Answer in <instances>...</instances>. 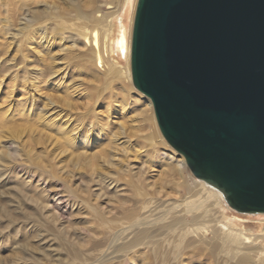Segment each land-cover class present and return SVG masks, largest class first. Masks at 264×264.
Instances as JSON below:
<instances>
[{
	"label": "rangeland",
	"instance_id": "obj_1",
	"mask_svg": "<svg viewBox=\"0 0 264 264\" xmlns=\"http://www.w3.org/2000/svg\"><path fill=\"white\" fill-rule=\"evenodd\" d=\"M112 1L115 0H78L88 11L94 10L92 16L99 19L101 18L99 16L111 11L109 6H114ZM55 7L66 9L67 6L61 0H10V3L2 6L0 0V73L1 70H6V68L8 70L5 72L12 71L5 65L6 61L12 64L21 58L19 54H15L12 59L13 50L12 46H9L10 34L15 29L22 28L24 24L32 26L33 15H43ZM13 12L14 14H12ZM5 19L8 22H5ZM115 35L116 30L114 29L110 34V38H114ZM25 46L27 47L23 48L21 52H28L30 48H36L35 45H31L30 48L28 45ZM108 57L110 63H114L121 71L120 79L111 81L107 78V69L103 65L97 69L100 75L99 79H94L92 70L96 68L93 66L92 60L81 59L74 61L72 64L67 61L69 70L64 81L68 85L81 90L93 88L95 95H98L96 99L103 102L105 100L116 103L114 101L124 97V89L131 92L129 93L131 98L128 103H131L133 99L134 101L136 100V106L130 104L127 107L129 112L127 119L115 120V125H113L115 126L114 131L120 134L121 142H125L130 150L126 170L119 173V175L116 173L111 176L116 181V185L120 189L122 188L121 193L114 192L117 187L115 184L112 185L114 188L111 187L114 191L108 187L112 180L102 181L100 180L101 178L98 179V173L102 170L91 173L88 171L89 169L82 165L75 166L73 157L71 158L73 162L63 161L66 156L61 152L62 150H59V142L54 146L55 149L57 148L56 155L49 154L50 152L46 149L49 150L52 147L49 144L50 142L45 145L46 135L41 127L38 128L41 131L40 133L35 131V129L31 130L34 135H30L28 130L18 134L12 131L13 126L11 123H6V125L0 123V150L5 152V154L1 155V158L9 157L6 171L0 176V264H216L219 252L212 253L208 248L206 250L201 249L199 245L198 247L196 244L199 240L198 237L176 238L181 244V246L179 245L180 249L177 246V241L173 246L169 247L168 241L174 238L171 235L166 236L167 233L163 229L156 228L152 233L156 240L162 242L167 237V240L163 242L165 247L162 250L156 253L153 247H147L124 252L121 241L118 239L120 234L124 232L125 227L114 231L107 228H97L98 220L88 214L90 208H95L108 218L118 219L122 217V212L127 210V207L137 213H144L147 209L144 210L139 206L142 205L144 199H149L156 203L171 202L176 203V205L183 204L182 209H186L189 215L205 208L202 200L198 202L197 196L195 197L192 194V189L202 183L207 189H212L215 193L214 200L212 199L213 201L217 200L214 213L220 222L232 220L234 222L231 225L233 226L232 228L245 230L248 235H256L262 232L264 214L250 215L231 211L220 193L218 194L205 182L197 180L187 166L185 168L179 167L185 159L171 148L163 138L157 121L155 120L157 134H155L154 126L150 127L144 122L142 115L146 114L145 112L148 113V111L150 113V108L147 107L146 99H144L146 97L142 95L143 98H139L142 97L138 96L141 93L134 90L133 85L126 81L125 63L118 60L116 55L109 54ZM114 59L118 60V62L113 61ZM45 64L47 67L49 62L46 60ZM30 66L28 67L32 75L36 74L38 78L46 75L42 79L47 80L40 83L41 87L39 89L35 88L38 87L35 80L30 82H34L31 85L34 86L32 87L34 89H30L36 90L33 92L35 98L33 101L31 100L30 105L33 104L32 106L37 112L44 113L47 109L45 106L47 103L46 98H50L54 102L57 101V108L65 107L62 113L65 115L68 113L69 115H67L71 117V120L75 121V124L78 120L83 121L85 119L82 111L85 104L84 101L79 104L78 110L74 108L68 109L67 102L62 99L61 94L48 86V82L54 76L50 75L48 79L46 78L48 72L44 67L36 64H31ZM2 67L3 69H1ZM8 74L10 72L7 73L3 80L0 77V81L3 83L0 86V93L1 91H8L7 88H11L13 85L19 84V82L9 83L10 78L8 77L13 75ZM7 78L8 81H6ZM119 83L124 85L121 86ZM20 89L19 91L17 90L16 97L20 103H24L26 102V97H29L30 94L20 97L18 94L23 91L22 88ZM14 90H16V87ZM25 91L23 92L25 93ZM28 91L29 88H27V93ZM55 96L60 98L58 97L57 99ZM74 103H76L75 100ZM78 103L80 102L77 101ZM97 110L101 111L100 108ZM142 111H144L143 114H141ZM101 112L103 114V111ZM68 116L64 117L68 118ZM121 123H123V129L118 128ZM14 126L17 125L15 124ZM16 129L23 130V128H14V130ZM152 135L153 143H150L148 139ZM14 137L19 138L21 141L28 140L29 142L27 143L33 149L31 153L33 162L45 171L47 169L46 176L40 181L29 177L30 175L24 173L22 168L18 166L20 163L25 165L26 163L22 161L20 147L13 145L10 140ZM39 140L43 142V145H38ZM158 142L162 145L159 146V153L154 154L152 144H157ZM43 152L44 154L40 155ZM164 154H167L169 159ZM44 156L47 157L44 159ZM57 161L58 163H56ZM150 162L154 163L150 165ZM26 166H28L27 168L36 169L31 163ZM113 170L120 171L115 168L111 171ZM130 180L137 185L140 181L142 182L145 197L138 196L134 192V188L127 184ZM186 185L192 189L184 188ZM83 201L89 204V208H85L82 204ZM200 203L201 205L197 206ZM180 209L176 208L168 215H178ZM188 218L189 216H187ZM206 232L204 239L210 242L213 239L212 230L208 229ZM175 250L176 252L174 253ZM162 251L167 255L168 261L166 260V262H162L159 259L160 255L163 254L161 253Z\"/></svg>",
	"mask_w": 264,
	"mask_h": 264
},
{
	"label": "bare ground",
	"instance_id": "obj_2",
	"mask_svg": "<svg viewBox=\"0 0 264 264\" xmlns=\"http://www.w3.org/2000/svg\"><path fill=\"white\" fill-rule=\"evenodd\" d=\"M61 1L67 6L66 9L55 7L54 9H51L50 12L43 15H33L32 26L24 24L20 29L14 28V32L10 34L11 40L9 41V46H12L13 50L12 59L15 54H19L21 58L12 64L9 61L5 62V65L12 70L9 71L10 74L8 75H13L12 77H8L10 78L9 81L8 78L6 81L9 83L19 82V84L11 85V88H7L8 91H1L0 93V123L4 125H6V123H11L13 126L12 131L18 134L28 130L31 135L34 133L31 131L32 129H35V131L40 133L41 131H39L38 128L41 127L43 133L46 135V140L44 141L45 145L47 142H50L49 144L52 147V149H46L50 152H48L49 154L54 155L57 152V148L55 149L54 146L59 142V150H62L61 152L66 156L63 158V161L73 162L71 160L73 157L75 166L82 165L83 167H86V169H89L88 171L91 173L102 170L98 173V179L101 178L100 180L102 181L112 180L108 185L112 190V188H114L112 185H116L117 183H115L116 181L111 176L116 173L119 175V173L126 170L128 153L130 152L126 143L121 142L120 134L114 131V121L118 119H127V115L129 114L127 107L130 104L136 106V100L134 101L133 99L131 103H128L131 98L129 97V93L131 92L124 89V97L114 101L116 103L107 102L105 100L103 102L96 99L98 95H95L93 88L90 90L78 89L77 87L68 85L64 81V78L69 70V64H67V61L72 64L74 61H79L81 59H91L93 66L96 68L92 70V77L94 79H99L100 75L98 74L97 69L102 65L107 69V78L111 81L120 79L121 71H119L114 63H110L108 57L110 54L116 55L118 60L125 63L126 81L133 85L131 74V48L133 25L138 0L112 1L114 6H109V10L111 11L99 16L101 17L100 19L92 16L94 10L88 11V9H85L78 0ZM8 3H10V0H1L2 6L7 5ZM12 14H14V12ZM7 17L9 18V16ZM5 20V22H8L7 19ZM114 29L116 30V35L114 38H110V34ZM25 45H28L29 48L31 45H35L36 48H30V51L28 50V52H21L23 48L27 47ZM106 54H108L107 57ZM46 60L49 62L47 67L45 64ZM118 60L114 59L113 61L118 62ZM31 64L44 67L48 72L46 78L49 79L50 75L54 76V78L48 82V86L52 90L61 94L62 99L67 102L66 105L68 109H77L79 104L84 101L85 104L84 108L82 107V111L85 119H83V121L78 120L77 122L79 123L76 122L75 124V121L71 120V117L68 116L69 114L67 112L69 111L66 112L68 115L63 114L62 112L65 110V107H60V109L57 108V101H55V103L54 100L50 98H46L47 103L44 102L46 103L45 106L47 108L44 113L37 112L35 108H33V104L30 105L31 100L33 101L35 98L33 92L36 91H33L32 89L34 88L32 87L34 86H31L34 82H30L35 80L37 82L35 83L38 86L35 88L39 89V87H41L40 83H43L46 80L42 79V77L46 75H41V78H38L36 74L32 75L28 67ZM1 69H3V67ZM6 70L8 69L6 68ZM6 70H1V80H3L7 73H9L5 72ZM2 85L3 83L0 81V86ZM119 85L123 86L124 84L119 83ZM15 87L16 90H14ZM20 88H22L23 91H26L25 93L21 91L18 96L25 97L27 94H30L29 97H26V102L24 103H20L16 97V92L21 90ZM27 88H29L28 93ZM134 90L136 89L134 88ZM138 96H142V94ZM143 96L139 98H143ZM58 97L55 96L57 99ZM144 99H146L147 107L150 108V113L148 111V113L145 112L146 114H143L144 111H142L141 114H143L144 122L150 127L154 126L155 134H157L155 127L156 118L154 117L152 103L148 98ZM74 100L76 103H74ZM77 101L80 103L77 104ZM98 108L103 111V114L101 111L97 110ZM64 116H68V118ZM15 124L17 126H14ZM3 126L2 128H4ZM14 128H23V130H14ZM118 128L123 129V123H121ZM10 140L13 145L20 147L22 161H24L26 165L31 163L34 165V168L37 169L27 168L28 166L20 163L18 166L22 168V171L30 175L29 177L32 179H39V181L46 176L47 169L45 171L42 167H38V165L33 162L31 157L33 149L31 148V145L27 143L29 141H21L17 137L11 138ZM148 140L150 143H153V135L150 136ZM40 141L41 140L38 141V145H43V142ZM160 145H162L160 142L152 144L154 154L159 153ZM44 152L40 155L44 154ZM3 154H5V152L0 150V176L5 173L4 171H6L7 164H9V157L1 158V155ZM58 154L60 155L59 152ZM164 156L167 158L169 157L167 154H164ZM46 157L44 156V159ZM58 161L56 163H58ZM153 163L150 162L149 164L151 165ZM179 167H186L185 160L182 161ZM114 168L119 169L120 171H111ZM127 184H130V187L134 188V192H136L138 196L145 197V194L143 193L144 185L141 181L138 185L132 180L128 181ZM203 184L204 183L199 184L194 189L187 185L184 187L192 189V194L199 199L198 202H201L202 200V203L205 206L202 211L191 213L189 215L187 214L186 209H182L183 204L176 205V203L171 202L156 203L149 199H144L142 205L139 206L144 210L147 209L144 213H137L133 209L127 207V210L122 212V217L118 219L108 218L95 208H90L88 214L98 220L97 228H107L114 231L125 227L126 231L124 229V232L120 234L118 239L121 241V246H123L124 252H130L137 248L153 247V249L156 250L155 252L158 253V251L165 247L163 242L167 240L166 236L168 235H171L174 238L168 241V244L170 245L169 247L175 244L177 241L176 238L183 239L198 237L199 240L196 244L197 246L199 245L201 249L207 250L208 248L212 253L216 251L219 252L216 259L218 262H216V264H264V228L260 234L248 235L245 230L232 228L233 226L231 225L234 223L232 220L229 222H220L219 219L215 217L214 213V207L217 201H213L215 193L212 189H207ZM121 189L117 186L115 191H112L121 193ZM216 192L219 194L218 191ZM82 204L85 208H89L87 202L83 201ZM200 205L201 203L197 206ZM176 208H181L178 211V215H168ZM230 210L233 211L232 209ZM187 216H189L188 219ZM262 223L264 224V221ZM155 228L160 230L163 229L167 233L164 241L161 240L162 242H159V240H156V237L152 236ZM208 229H210V231L212 230L213 233V239L210 242L204 239V234H207L206 231H208ZM179 245L181 246L178 242L177 246L180 249ZM175 252L176 250L174 253ZM161 253L163 254L159 257L160 261H168L166 253L163 251Z\"/></svg>",
	"mask_w": 264,
	"mask_h": 264
},
{
	"label": "water",
	"instance_id": "obj_3",
	"mask_svg": "<svg viewBox=\"0 0 264 264\" xmlns=\"http://www.w3.org/2000/svg\"><path fill=\"white\" fill-rule=\"evenodd\" d=\"M131 74L193 176L264 214V0H138Z\"/></svg>",
	"mask_w": 264,
	"mask_h": 264
}]
</instances>
